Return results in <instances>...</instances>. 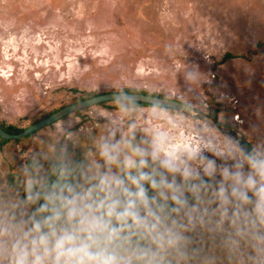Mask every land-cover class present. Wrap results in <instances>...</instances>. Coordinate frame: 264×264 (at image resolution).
<instances>
[{
    "label": "clouds",
    "instance_id": "obj_1",
    "mask_svg": "<svg viewBox=\"0 0 264 264\" xmlns=\"http://www.w3.org/2000/svg\"><path fill=\"white\" fill-rule=\"evenodd\" d=\"M111 101L98 127L53 123L0 165V264H264V136L184 96Z\"/></svg>",
    "mask_w": 264,
    "mask_h": 264
},
{
    "label": "rangeland",
    "instance_id": "obj_2",
    "mask_svg": "<svg viewBox=\"0 0 264 264\" xmlns=\"http://www.w3.org/2000/svg\"><path fill=\"white\" fill-rule=\"evenodd\" d=\"M124 87L184 96L249 142L264 136V0H0V124L25 128L83 91ZM78 111L55 123L87 129L115 109ZM52 129L0 139V165L14 170Z\"/></svg>",
    "mask_w": 264,
    "mask_h": 264
},
{
    "label": "water",
    "instance_id": "obj_3",
    "mask_svg": "<svg viewBox=\"0 0 264 264\" xmlns=\"http://www.w3.org/2000/svg\"><path fill=\"white\" fill-rule=\"evenodd\" d=\"M117 92H119V91H108V92H104V93H100L98 95L92 96L90 98L83 99V100L78 101V102L67 104V105L61 107L60 109H58L57 111L53 112L52 114L28 125L19 133H11V132L4 130L2 127H0V137L5 138V139H9V140L10 139H22V138L32 134L33 132L47 126V125L55 123L59 119L63 118L64 116H66L72 112H76L78 110L90 107V106L95 105V104H100L103 102L111 101L112 96L114 94H116ZM128 93L132 94V95L139 96L141 98L152 95V94H145V93H140V92H128ZM152 96H155L156 98H158L160 100L169 99V102L173 103V104H179L181 102L180 100L169 98V97H160V96H156V95H152ZM198 111H200V110H198ZM201 113L203 115H206L202 111H201ZM213 124H220L222 129H229L233 133H239L241 136H243L248 141V139L245 137V135H242L238 129H236L232 126L223 125L222 123L217 122V121L213 122Z\"/></svg>",
    "mask_w": 264,
    "mask_h": 264
},
{
    "label": "trees",
    "instance_id": "obj_4",
    "mask_svg": "<svg viewBox=\"0 0 264 264\" xmlns=\"http://www.w3.org/2000/svg\"><path fill=\"white\" fill-rule=\"evenodd\" d=\"M234 55L233 54H231V53H226L225 55H224V57L222 58V60H226V58H228V57H233ZM121 90H123V91H126V92H140V93H145V94H152V95H156V96H160V97H165V96H163V95H161V94H158V93H156V92H147V91H143V90H137L136 88H130V87H124V88H122ZM121 90H113V91H121ZM105 92H108V91H105ZM100 93H104V92H90V91H83V92H81L80 93V95L79 96H77V98L75 99V101H73L72 103H74V102H78V101H81V100H83V99H86V98H90V97H92V96H95V95H98V94H100ZM104 103H106V102H103V103H101V104H104ZM60 109V108H59ZM58 110V109H57ZM57 110H54V111H52V112H50L49 114H47L46 116H48V115H50V114H52L53 112H55V111H57ZM76 112H79V111H76ZM46 116H44V117H46ZM43 117V118H44ZM42 119V118H41ZM212 119L214 120V121H217V118L215 117V116H212ZM227 125V124H226ZM229 126H233V127H235L234 125H230V124H228ZM0 127H2L4 130H6V131H8V132H11V133H19V132H21L24 128H22V127H18V126H15V125H3V124H0ZM0 139L2 140V142H7V141H9V139H5V138H2V137H0ZM71 150V149H70ZM76 152H77V154H79V152H80V150L79 149H76Z\"/></svg>",
    "mask_w": 264,
    "mask_h": 264
}]
</instances>
